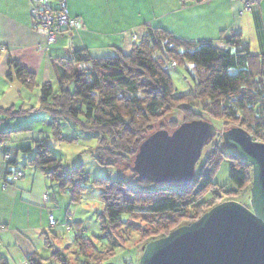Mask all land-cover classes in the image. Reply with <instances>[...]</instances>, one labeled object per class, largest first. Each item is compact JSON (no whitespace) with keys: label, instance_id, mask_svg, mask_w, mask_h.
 I'll return each mask as SVG.
<instances>
[{"label":"trees","instance_id":"trees-1","mask_svg":"<svg viewBox=\"0 0 264 264\" xmlns=\"http://www.w3.org/2000/svg\"><path fill=\"white\" fill-rule=\"evenodd\" d=\"M184 63L193 65L196 76L190 73V87L179 90L170 70ZM60 65L62 75L58 86H41L38 109L0 108V147L9 145L12 134L1 130L4 122L36 113L50 117L52 130L58 137L61 121H73L83 132L94 134L98 139L93 152L95 160L103 166L125 169L141 187L135 190L122 176L116 180L100 177L93 181L102 189L104 210L98 219L104 231L117 233L123 226L122 216L130 215L150 226L143 237L148 245L196 222L216 207L219 199L230 197L236 201L252 188V165L237 154H224L221 149L225 143L219 135L214 139L213 151L187 188L139 181L132 170L140 145L150 135L160 129L174 131L185 122L206 121L204 115L221 121L223 129L241 128L254 141L264 144V53L253 55L241 36L227 39L219 46L212 41H188L164 28L148 27L130 54L95 58L86 50H73ZM9 67L10 79L15 76L29 89L37 86L35 75L24 67L13 60ZM34 144V155L27 165L40 170L52 185H57L61 192H69L72 201L77 202L80 191L85 189L82 184L89 180L82 166L69 170L64 160L56 157L46 138ZM20 152L30 154L32 148ZM224 157L230 160L233 186L218 188L213 177ZM4 158L10 166L18 164L9 153ZM19 173L22 176L16 180ZM23 176L22 171L11 173V180L4 182L3 188L12 187ZM45 197L47 202H44L49 203V196ZM244 203L250 208L249 199ZM68 218V229L82 224L71 223L75 215L68 214ZM49 221L52 228L58 224L51 213ZM76 237L83 255L88 257L85 249L94 244L84 241L83 231ZM0 264H9L1 254ZM27 264L43 263L29 259ZM61 264L70 263L62 260Z\"/></svg>","mask_w":264,"mask_h":264},{"label":"crops","instance_id":"crops-1","mask_svg":"<svg viewBox=\"0 0 264 264\" xmlns=\"http://www.w3.org/2000/svg\"><path fill=\"white\" fill-rule=\"evenodd\" d=\"M67 6L72 17L83 21L84 28L67 32L47 46L45 32L35 27L31 17L30 0H0V108L38 109L41 86L51 84L57 88L62 75L60 61L71 51L86 50L95 58L127 55L148 27L164 28L188 41H212L219 46L239 35L250 45L253 55L264 53V0L250 12H244L241 0H67ZM11 60L35 75L36 87L29 89L15 76L8 77ZM40 114L43 120L39 127L52 130L51 119L45 113L25 117ZM11 120L4 122L1 130L14 132ZM18 130L26 131L21 126ZM38 139L34 135L18 137V148L10 144L0 147V254L9 264L10 258L17 264H27L29 259L49 261L51 257L43 258L41 254L56 244L52 241L59 239L57 230L69 221L61 209L57 187L40 170L27 165ZM23 148H32V152L24 154L20 152ZM6 153L17 160L16 166L5 160ZM15 171H22L24 176L4 189L3 183L10 181ZM47 195L49 203L44 202ZM50 213L58 221L54 228L50 227ZM74 220L82 223L77 216ZM83 227L75 225L72 229L79 235Z\"/></svg>","mask_w":264,"mask_h":264},{"label":"water","instance_id":"water-1","mask_svg":"<svg viewBox=\"0 0 264 264\" xmlns=\"http://www.w3.org/2000/svg\"><path fill=\"white\" fill-rule=\"evenodd\" d=\"M218 135L253 167L250 208L235 201L214 207L148 244L140 264H264V144L245 130L219 131L211 122L194 120L172 132L156 131L140 145L132 170L139 181L187 188L204 148Z\"/></svg>","mask_w":264,"mask_h":264},{"label":"rangeland","instance_id":"rangeland-1","mask_svg":"<svg viewBox=\"0 0 264 264\" xmlns=\"http://www.w3.org/2000/svg\"><path fill=\"white\" fill-rule=\"evenodd\" d=\"M130 53L131 51L128 54ZM190 73L192 77L196 76V74H194L193 65L189 63L181 64L178 68L170 70V76L177 89L184 90L190 87L192 81ZM204 118L206 121L208 120V122L214 124L219 131L226 130L222 128L221 121L211 119L207 115H204ZM42 120L41 114L38 116L12 119L11 122L14 123L12 130L14 132H12L10 136L11 140L9 144L11 148H18V145H16V139L18 137L22 138L34 135L36 137L39 136L40 139L46 138L51 146L54 147L57 155L63 158L69 170L73 171L79 166H82L89 180L82 184L85 189L80 191L81 193L77 202L72 201L69 192H61L57 185H55V187H57L58 190L57 196L61 204V209H63L65 213L70 214V216L73 217L75 215L78 220L81 219L82 225L84 226L81 230L83 231L84 241L88 244L89 242L94 244V247H86L85 252H87L88 257H85L82 253V246L77 242L76 236L78 233L71 227L72 230L68 229V224H66V227L57 230V234L59 235L58 241L51 240L56 244L53 243V245L48 248L47 252L41 254L43 258L51 257V259H49L50 262L47 261L42 263L61 264V260H68L70 264H140V260L147 247V240H144L145 242L143 241L144 233L150 229V226L125 214L122 216L123 226L120 231L117 233L104 231L98 219V214L102 213L104 210L101 200L102 189L94 185L93 181L100 177L116 180L119 176H122L135 190H140V185L136 180L131 179V175L128 174L129 172L125 171V169L120 170L118 167L103 166L95 160L93 152H95L98 147V139L94 134L83 132L73 121H61V135L58 137L54 130H43L42 126L39 127L42 125ZM179 120H182V118L179 117ZM20 126L26 131L18 130ZM29 143L32 144V142ZM214 144H216L215 140L204 148L202 157L197 164V173L213 151ZM221 150L227 155L237 154L234 149L226 144H222ZM123 170L126 174L121 175V171ZM213 182L218 188L226 185L229 187L233 186L230 181V160L227 157L222 158L219 169L213 177ZM249 191H251V188L245 196L240 195L237 197L236 201L230 200V197H223L217 201L216 206L230 201L245 205L244 201L246 202L248 199L250 201L251 199ZM74 221L75 220L71 223H74ZM59 222L61 225L63 224L62 220H59ZM48 234L50 235V232H48ZM9 261L11 264L18 263V261H13L11 258Z\"/></svg>","mask_w":264,"mask_h":264},{"label":"built area","instance_id":"built-area-1","mask_svg":"<svg viewBox=\"0 0 264 264\" xmlns=\"http://www.w3.org/2000/svg\"><path fill=\"white\" fill-rule=\"evenodd\" d=\"M198 2L208 3L213 0H197ZM244 3V12H250L255 5H258L261 0H241ZM31 2V17L35 27L43 30L46 34L47 46L53 45L63 34L84 28V23L81 19L71 16L67 0H30ZM133 36V40H136ZM175 66V64L173 65ZM6 159H10L7 156ZM22 176L19 173L15 179ZM47 202V197H44ZM52 225H55L53 217H50Z\"/></svg>","mask_w":264,"mask_h":264}]
</instances>
